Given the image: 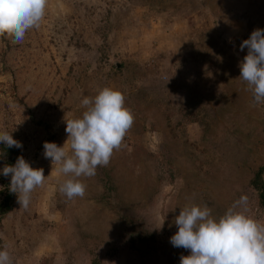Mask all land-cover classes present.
Segmentation results:
<instances>
[{"label": "rangeland", "instance_id": "1", "mask_svg": "<svg viewBox=\"0 0 264 264\" xmlns=\"http://www.w3.org/2000/svg\"><path fill=\"white\" fill-rule=\"evenodd\" d=\"M255 29L264 0H48L22 43L0 35V131L47 178L27 209L13 193L0 220L12 264H180V211L207 205L219 219L242 196L264 223L250 184L264 163V103L239 78ZM105 87L135 118L121 148L95 176L57 173L43 144L68 151L66 122ZM66 179L86 185L82 198L59 191ZM10 180L0 174V192Z\"/></svg>", "mask_w": 264, "mask_h": 264}, {"label": "clouds", "instance_id": "2", "mask_svg": "<svg viewBox=\"0 0 264 264\" xmlns=\"http://www.w3.org/2000/svg\"><path fill=\"white\" fill-rule=\"evenodd\" d=\"M48 0H0V35L22 43L28 30L38 28L46 15ZM248 49L240 63V77L253 92L254 104L264 103V29H255L242 41ZM86 108L81 118L66 122L69 144H43L45 158L58 165L64 176L92 177L98 166L106 167L114 150H119L134 124V115L125 107L123 94L103 88L94 98L81 101ZM0 143L21 148L7 131H0ZM64 143V144H65ZM0 174L11 176L9 190L17 195L20 207L28 208L32 192L43 187V169H33L21 156L14 166H4ZM51 174V173H50ZM69 200L83 197L86 185L79 179H66L59 188ZM247 196H242L219 219L211 216L207 205L185 207L175 218L178 231L170 238L177 248L190 251L180 264H264V223L246 215ZM237 208L242 210L237 211ZM0 264H12L7 250H0Z\"/></svg>", "mask_w": 264, "mask_h": 264}, {"label": "trees", "instance_id": "3", "mask_svg": "<svg viewBox=\"0 0 264 264\" xmlns=\"http://www.w3.org/2000/svg\"><path fill=\"white\" fill-rule=\"evenodd\" d=\"M22 153L19 148H8L5 144L0 143V163L4 166H13L18 157H21ZM264 163L254 173L253 179L250 181L251 186L258 192V197L261 206L264 208ZM0 220L11 211V202L13 199V193L4 187L0 192Z\"/></svg>", "mask_w": 264, "mask_h": 264}]
</instances>
